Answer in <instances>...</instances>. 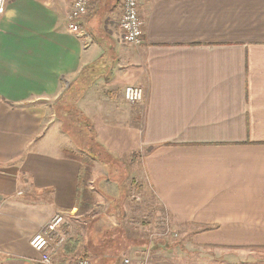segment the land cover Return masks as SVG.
<instances>
[{
	"label": "crops",
	"instance_id": "crops-1",
	"mask_svg": "<svg viewBox=\"0 0 264 264\" xmlns=\"http://www.w3.org/2000/svg\"><path fill=\"white\" fill-rule=\"evenodd\" d=\"M72 2L3 0L0 264H43L29 241L55 214L67 217V237L82 239L70 264L86 246L91 264H120L102 239L86 243L88 230L109 228L122 232L120 254L130 264H262L253 253L264 251V0H142L139 46L121 40V0H90L82 35L67 28ZM101 8V18H91ZM77 82L85 85L77 108L98 151L112 158L114 177L94 154L93 206L82 213L80 164L62 151L80 152L78 142L54 112ZM127 85L142 88L140 103L124 101ZM134 152L140 157L129 159ZM125 179L137 201H154L157 221L187 233L190 255L139 257L149 215L129 205Z\"/></svg>",
	"mask_w": 264,
	"mask_h": 264
},
{
	"label": "rangeland",
	"instance_id": "rangeland-1",
	"mask_svg": "<svg viewBox=\"0 0 264 264\" xmlns=\"http://www.w3.org/2000/svg\"><path fill=\"white\" fill-rule=\"evenodd\" d=\"M88 11V10H87ZM103 13V9H98L94 11V13L91 15V18H94L95 20H99L101 18V14ZM79 149V148H78ZM112 158L105 156V154L100 155L97 157V160L102 162V167L104 171L107 173V175L111 178H114L112 173H110L109 164L113 162L111 160ZM95 178H97V175H94ZM115 177H122L119 174H116ZM126 185L128 186V199H129V205L134 207H141V213H147L148 220L146 217L143 216L141 221L145 220L147 223V229L145 232L142 233V236L147 241V247H145L146 253L143 255H139V257L147 258V260L150 263H161L162 261L165 262H173L175 256L181 254L183 257L190 255V252L184 247L185 241L187 240V233H184L183 230H174L171 227H169L166 223H160L159 220L157 221V212L155 211V208L152 207L156 206L154 204V201H148V200H136L138 197V192L135 189V186L133 183L129 182V179H125ZM95 188H97V180L93 183ZM118 189V188H117ZM121 190L116 192L118 196L121 194ZM146 192V190H145ZM147 193V192H146ZM135 197V198H133ZM118 198V197H117ZM120 198V197H119ZM139 198V197H138ZM133 220L132 217L127 215L126 219L124 220V223L127 225L128 223H131ZM120 223V221H118ZM135 222H133L134 224ZM128 227V225H127ZM132 227H128V229L131 231ZM107 229L106 231H100V230H94V231H87V243L88 244H95L98 238L102 239V246L105 247L104 251L108 253L111 257V260L114 261L117 258L120 260L124 258L120 253L121 249L123 247V244H125V239H123V234L120 230H110ZM132 232V231H131ZM258 254L260 257L257 262L264 264V251L258 250L257 252L253 253ZM73 257H71L72 259ZM92 259V258H91ZM93 261V260H92ZM58 262V261H57ZM61 262V259L58 263Z\"/></svg>",
	"mask_w": 264,
	"mask_h": 264
},
{
	"label": "trees",
	"instance_id": "trees-1",
	"mask_svg": "<svg viewBox=\"0 0 264 264\" xmlns=\"http://www.w3.org/2000/svg\"><path fill=\"white\" fill-rule=\"evenodd\" d=\"M82 78V75L80 76ZM85 87L82 82H77L67 88L63 94L54 102V112L57 120L61 122L63 131L67 132L73 140L78 142L80 152H76L71 148L63 149V153L73 160L79 162L80 167L77 174V187H76V205L77 211L82 213L87 211L93 206V195L89 188V178L93 166V156L102 155V151L98 148L102 147L94 140V131L91 121L86 118L81 111L77 108V97L80 91ZM97 149V152H96ZM153 149H148L146 152H151ZM140 157V152H134L129 155V159ZM80 237L69 238L67 237L65 243L58 249L61 251V262L58 264H66L70 259L75 258L76 252L81 244ZM87 243V242H86ZM87 245H90L87 243ZM57 250V251H58ZM88 246L85 247L84 256L87 258ZM72 258V260H73ZM69 259V260H67Z\"/></svg>",
	"mask_w": 264,
	"mask_h": 264
},
{
	"label": "built area",
	"instance_id": "built-area-1",
	"mask_svg": "<svg viewBox=\"0 0 264 264\" xmlns=\"http://www.w3.org/2000/svg\"><path fill=\"white\" fill-rule=\"evenodd\" d=\"M142 0H121V13L118 28L121 40L133 46L143 42L144 21L139 16L138 5ZM90 0H73L67 16L68 30L77 35H82L79 20L87 14ZM3 12V0H0V14ZM122 96L130 104L140 103L143 100L141 87L127 85L123 88ZM68 220L63 214H55L49 222L36 233L29 241L30 247L40 253L43 264H52L51 253L58 250L67 239ZM74 264H91L89 259L80 258ZM120 264H130L128 258H122Z\"/></svg>",
	"mask_w": 264,
	"mask_h": 264
},
{
	"label": "clouds",
	"instance_id": "clouds-1",
	"mask_svg": "<svg viewBox=\"0 0 264 264\" xmlns=\"http://www.w3.org/2000/svg\"><path fill=\"white\" fill-rule=\"evenodd\" d=\"M13 15H14L13 12H9V13H8V16H9V17H12Z\"/></svg>",
	"mask_w": 264,
	"mask_h": 264
}]
</instances>
